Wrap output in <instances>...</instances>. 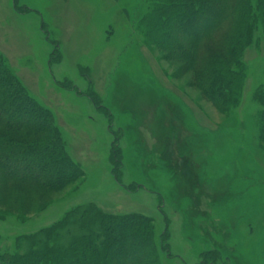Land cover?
I'll return each mask as SVG.
<instances>
[{
    "label": "rangeland",
    "instance_id": "rangeland-1",
    "mask_svg": "<svg viewBox=\"0 0 264 264\" xmlns=\"http://www.w3.org/2000/svg\"><path fill=\"white\" fill-rule=\"evenodd\" d=\"M150 4L0 0V61L50 113L78 168L57 191L14 185L19 199L0 198L2 252L14 253L29 236L91 206L152 225L157 264H264V30L257 0H249L247 36L228 66L224 112L199 83L204 66H189L152 41ZM229 27L215 38L232 35ZM116 139L120 183L112 174ZM166 246L169 254L160 250Z\"/></svg>",
    "mask_w": 264,
    "mask_h": 264
},
{
    "label": "trees",
    "instance_id": "trees-1",
    "mask_svg": "<svg viewBox=\"0 0 264 264\" xmlns=\"http://www.w3.org/2000/svg\"><path fill=\"white\" fill-rule=\"evenodd\" d=\"M150 2L152 41L158 40L161 49L189 66H204L205 78L199 83L207 98L224 112L223 90L231 86L232 77L228 66L237 59L247 36L249 0ZM257 5L264 30V0H257ZM229 25L232 35L215 38L217 29L228 30ZM172 31L178 32L180 41L170 37ZM212 34L211 41H206ZM17 132L42 133L49 139L27 141L13 134ZM117 143L116 139L112 144V174L120 183ZM7 161L17 166L10 167ZM77 175L78 168L64 152L50 113L26 94L0 61V185L4 186L0 198L19 199L22 192L13 196L14 185L57 191ZM152 237L153 226L147 221L112 216L90 206L71 211L51 228L29 236L12 254L0 249V264H157ZM160 250L169 254L167 246Z\"/></svg>",
    "mask_w": 264,
    "mask_h": 264
}]
</instances>
